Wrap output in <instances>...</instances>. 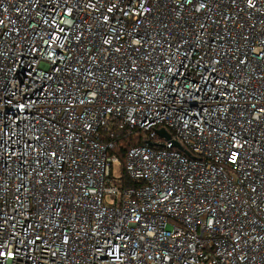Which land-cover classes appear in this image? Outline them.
<instances>
[{"label": "built area", "instance_id": "2783aa9c", "mask_svg": "<svg viewBox=\"0 0 264 264\" xmlns=\"http://www.w3.org/2000/svg\"><path fill=\"white\" fill-rule=\"evenodd\" d=\"M0 264H264V0H0Z\"/></svg>", "mask_w": 264, "mask_h": 264}, {"label": "trees", "instance_id": "16d2710c", "mask_svg": "<svg viewBox=\"0 0 264 264\" xmlns=\"http://www.w3.org/2000/svg\"><path fill=\"white\" fill-rule=\"evenodd\" d=\"M145 141L146 139H144L142 135L132 134L123 139H119L117 141V145L110 152L116 154L119 157L121 164L123 165L125 148L128 146L144 143ZM122 175H123V183H124L123 185H130L131 182H129L127 176L123 171H122Z\"/></svg>", "mask_w": 264, "mask_h": 264}, {"label": "water", "instance_id": "95a60500", "mask_svg": "<svg viewBox=\"0 0 264 264\" xmlns=\"http://www.w3.org/2000/svg\"><path fill=\"white\" fill-rule=\"evenodd\" d=\"M157 132H158L160 135L165 136L166 138L168 137V134L165 133V132L162 131V130H157Z\"/></svg>", "mask_w": 264, "mask_h": 264}]
</instances>
